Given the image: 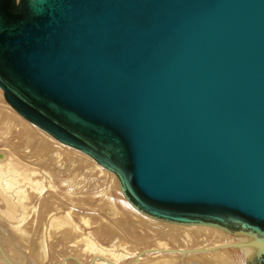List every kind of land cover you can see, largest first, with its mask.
<instances>
[{"label":"water","instance_id":"95a60500","mask_svg":"<svg viewBox=\"0 0 264 264\" xmlns=\"http://www.w3.org/2000/svg\"><path fill=\"white\" fill-rule=\"evenodd\" d=\"M0 88L139 212L264 264V0H0Z\"/></svg>","mask_w":264,"mask_h":264},{"label":"bare ground","instance_id":"6f19581e","mask_svg":"<svg viewBox=\"0 0 264 264\" xmlns=\"http://www.w3.org/2000/svg\"><path fill=\"white\" fill-rule=\"evenodd\" d=\"M6 237L33 264H252L257 253L245 235L139 212L114 173L25 120L0 88V264H29Z\"/></svg>","mask_w":264,"mask_h":264},{"label":"rangeland","instance_id":"374dc122","mask_svg":"<svg viewBox=\"0 0 264 264\" xmlns=\"http://www.w3.org/2000/svg\"><path fill=\"white\" fill-rule=\"evenodd\" d=\"M78 153V152H77ZM80 154V153H79ZM82 155V154H81ZM5 250L6 251H8V252H10V250H15V252H16V255L17 256H21V257H23V258H26V259H28V261H29V264H33V262H31L30 260H29V252L30 251H28V250H25V249H23L22 247H20L19 245H18V242L15 240V239H13V238H10V237H6L5 238ZM23 258H17L18 260H20L21 261V263H24V259ZM25 262H27V261H25Z\"/></svg>","mask_w":264,"mask_h":264}]
</instances>
